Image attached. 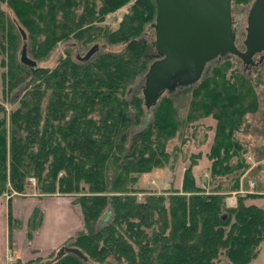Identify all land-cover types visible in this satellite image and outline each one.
I'll use <instances>...</instances> for the list:
<instances>
[{"label": "trees", "instance_id": "16d2710c", "mask_svg": "<svg viewBox=\"0 0 264 264\" xmlns=\"http://www.w3.org/2000/svg\"><path fill=\"white\" fill-rule=\"evenodd\" d=\"M252 1L231 0V13ZM125 5L115 29L103 23ZM155 17V0H0V53L7 56L0 96L19 93L14 107L0 103V197L72 195L84 218V228L48 256L6 264H250L258 256L264 210L245 203L256 194L240 190H248L246 155L264 159V138L252 144L239 134L264 133L263 60L251 72L235 55L217 58L197 82L146 109L141 85L159 57ZM60 43L65 53L55 66L39 65ZM80 47L86 52L75 57ZM23 48L35 66L20 61ZM209 118L214 124L203 122ZM209 132L205 153L186 152ZM178 156L190 161L180 186L159 193L136 186L141 174ZM203 156L208 190L204 171L192 172ZM230 192L234 206L225 201ZM41 217L35 208L28 237ZM20 222L9 216L10 235Z\"/></svg>", "mask_w": 264, "mask_h": 264}, {"label": "water", "instance_id": "95a60500", "mask_svg": "<svg viewBox=\"0 0 264 264\" xmlns=\"http://www.w3.org/2000/svg\"><path fill=\"white\" fill-rule=\"evenodd\" d=\"M155 4L156 17L151 26L159 57L150 63L141 85L146 109L165 92L197 82L217 58L235 55L246 66L254 64L255 55H260L259 63L264 59V0H253L249 8L243 50L236 43L231 0H155ZM20 32L25 40L24 31ZM19 59L26 65H36L26 56L25 48ZM73 251L86 259L80 251Z\"/></svg>", "mask_w": 264, "mask_h": 264}, {"label": "rangeland", "instance_id": "374dc122", "mask_svg": "<svg viewBox=\"0 0 264 264\" xmlns=\"http://www.w3.org/2000/svg\"><path fill=\"white\" fill-rule=\"evenodd\" d=\"M235 5H236V7H233V9H232V15L235 19L234 27H235V31H236V40H237L236 43H237L238 48L243 50L244 46L242 44V40L245 38L246 17H247V13H248L251 5L250 4L249 5L235 4ZM2 7L4 9H6V11L8 12V14L10 16H12V13L9 11V9L6 8L7 7L6 4H2ZM127 12H128V5H125V6L121 7L120 9H118L117 11H114L112 13L107 14L105 17V21L103 23L106 24L111 29H115L118 26L119 22L122 20L123 16ZM100 44H101V42H100ZM19 48L20 47H18L17 55L19 54V51H20ZM105 48L110 49V50H119L121 47L120 46H113V45H106ZM85 52H86L85 47H80L79 49H77L74 52V55H76L75 57H78V56L81 57ZM64 53H65L64 47H63L62 43H60V44H58V46L54 50L51 51V53L46 58L40 60V62H38V64L41 66L53 67L58 62V58L60 56H64ZM6 58H7V56H4V53H0V61H1V59L6 60ZM259 58H260V55L254 56V64L251 65L252 66L251 72H253L255 69H257L259 67V66H257V63L259 62ZM262 62L264 63V59ZM262 62L259 64H262ZM5 69H6L5 65H0V72L4 71ZM18 94L19 93L16 90L12 94H6L4 96H0V103L3 104V106L6 107V109L14 107L17 104L15 98L18 96ZM251 119L254 121L256 118H251ZM203 122L205 124H212V123L214 124V121L211 118L206 119ZM201 130L202 129H200V131ZM255 130H257V129H255ZM259 130H261V129L259 128L258 133L256 132V135H258L256 138H254L255 136H253V134L249 135V133L247 134V133H242V132H241V134H239V138L242 140L246 139V140H248V142H250L252 144L257 143L255 139L261 140V138H264V133L260 132ZM201 132L203 133V131H201ZM250 132H252V131H250ZM211 138H212V132H209V138L204 144H201V141L197 140L195 142L187 143L185 145L184 149L186 150L187 153H191V152L194 153V152H198V151L205 153L209 149ZM189 139L192 140V138H189ZM177 143H178L177 140L170 141L169 148H172V146L174 144H177ZM246 158H247V161L249 162L250 165H249V168H247L245 170V172L243 173L241 180H242V186L245 185L246 181H248V190L246 191L245 186H244V187H242V189H245V190L241 189L240 193H246V192L253 193V194H256L255 198H257L259 196L264 197V159L258 160V157H256L253 152L248 153L246 155ZM189 163H190V161L188 159L184 160V158L182 156H178L177 160L174 161L172 164H166L165 166H163L161 168L157 167V168L151 170L150 172H146V173L141 174L139 182L136 184V186L138 188H144L141 190H143L145 192L154 191V192H158V193L165 191L169 187H172V188L174 186L178 187L181 184L182 175H183V172L185 170V167ZM195 163H196V161H195ZM208 165H209V161H207V158L205 156H203L199 160L197 166L196 165L193 166L192 172L193 173L195 172L196 175H199V173L204 171L205 167H207ZM206 173L207 172H205V171L203 172L201 183L204 182L205 185L202 187H205V189L208 190L209 189V187H208L209 178H207L208 173L207 174ZM30 182L32 183V185H34L33 179H31ZM32 193L33 194L27 193V194H25L24 197L28 198L30 196H33L35 192H32ZM14 195H16V194H14ZM142 195H143L142 192L138 193V196H142ZM60 196H68L74 202V198L72 195H60ZM8 197L9 196H7V195H3L2 197H0V200H5ZM44 197H47V196H44ZM236 198H237L236 193L230 192V194H228L225 198L226 204L228 206H234L236 204ZM251 198H254V197H251ZM74 203H76V202H74ZM100 224H102V223H100ZM254 264H264V253L263 252H261L259 254V256L254 260Z\"/></svg>", "mask_w": 264, "mask_h": 264}, {"label": "crops", "instance_id": "0c3cea01", "mask_svg": "<svg viewBox=\"0 0 264 264\" xmlns=\"http://www.w3.org/2000/svg\"><path fill=\"white\" fill-rule=\"evenodd\" d=\"M245 203L257 205L264 210V197H249ZM35 208L42 212L41 222L32 236L28 237V223ZM10 215L21 221L11 235L8 227ZM0 217V264L9 263L10 256L13 260L23 262L46 257L84 228L82 209L68 196L33 195L25 198L23 195L12 194L0 200ZM261 252L264 253V242L260 245L259 254ZM254 260L250 264H254Z\"/></svg>", "mask_w": 264, "mask_h": 264}, {"label": "built area", "instance_id": "2783aa9c", "mask_svg": "<svg viewBox=\"0 0 264 264\" xmlns=\"http://www.w3.org/2000/svg\"><path fill=\"white\" fill-rule=\"evenodd\" d=\"M8 259H9L8 262H12L13 261V257L12 256H10Z\"/></svg>", "mask_w": 264, "mask_h": 264}, {"label": "flooded vegetation", "instance_id": "af4514ba", "mask_svg": "<svg viewBox=\"0 0 264 264\" xmlns=\"http://www.w3.org/2000/svg\"><path fill=\"white\" fill-rule=\"evenodd\" d=\"M235 25V24H234Z\"/></svg>", "mask_w": 264, "mask_h": 264}]
</instances>
